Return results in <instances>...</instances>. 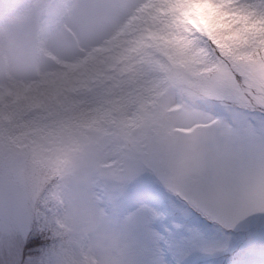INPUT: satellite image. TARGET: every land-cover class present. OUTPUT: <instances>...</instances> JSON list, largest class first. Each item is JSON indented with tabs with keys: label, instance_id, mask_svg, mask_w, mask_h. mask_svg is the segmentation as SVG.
Segmentation results:
<instances>
[{
	"label": "clouds",
	"instance_id": "9594fccd",
	"mask_svg": "<svg viewBox=\"0 0 264 264\" xmlns=\"http://www.w3.org/2000/svg\"><path fill=\"white\" fill-rule=\"evenodd\" d=\"M112 2L119 8L115 19L102 7L75 19L80 0H23L13 14L0 16V40H18L30 78L47 82L51 71L71 73L125 41L124 29L142 0ZM21 21L25 26L16 33L14 26ZM201 49L207 51L193 32L171 59L157 56L165 69L156 90L167 135L148 146L171 184L199 181L212 199L230 205L264 197V52L251 61L252 71L241 62L246 74L233 72V82L226 83L215 70L203 72L219 53L209 52L203 59ZM0 86H18L3 67ZM105 87L98 81L92 90ZM222 112L228 113L226 121L210 129L200 126ZM242 122L248 132L237 144L235 133ZM183 129L194 131L188 135ZM193 138L204 147L188 154ZM67 160L62 138L23 137L11 125L0 130V204H20L32 220L44 221L50 238L43 264H235L225 260L229 232L224 224L187 209L159 180L136 174L141 165L137 145L114 141L95 158L80 156L73 164ZM148 190L166 200L147 199ZM148 206L157 209L166 227L132 224L134 213ZM194 216L211 231L193 223ZM246 221L253 255L258 256L250 264H264V214ZM17 244L22 235L13 214H0V264H39L34 252L21 254L13 247Z\"/></svg>",
	"mask_w": 264,
	"mask_h": 264
},
{
	"label": "rangeland",
	"instance_id": "374dc122",
	"mask_svg": "<svg viewBox=\"0 0 264 264\" xmlns=\"http://www.w3.org/2000/svg\"><path fill=\"white\" fill-rule=\"evenodd\" d=\"M22 2L0 0V16L13 14ZM24 26L25 22H18L14 31L19 33ZM193 32L207 47V51L199 50L203 59L209 52L219 53L215 63L203 72L215 70L226 83L233 82V72L246 74L239 66L241 62L249 65L248 71L253 70L250 61H238L237 57L264 44V0H142L136 16L124 29V42L71 73L51 71L47 82L30 78L18 40H0V67L18 83L7 89L0 86V130L11 125L23 137L62 138L69 164L80 156L97 157L114 141L143 146L165 138L156 90L157 78L165 69L157 56L171 59L175 49L191 41ZM98 81L106 87L93 91L92 85ZM217 99L227 102L223 96ZM222 119H228L227 112L211 116L200 126L210 129ZM180 131L191 135L194 130ZM247 132V125L240 123L235 142L242 144ZM196 147L204 145L193 138L186 152L192 154ZM155 194L157 200H166L162 193ZM39 220H33L31 235ZM192 222L205 233L211 231L210 225L195 216ZM249 228L246 219L231 225L233 246L225 256L226 262L258 259L253 255Z\"/></svg>",
	"mask_w": 264,
	"mask_h": 264
},
{
	"label": "snow or ice",
	"instance_id": "6c2138e0",
	"mask_svg": "<svg viewBox=\"0 0 264 264\" xmlns=\"http://www.w3.org/2000/svg\"><path fill=\"white\" fill-rule=\"evenodd\" d=\"M101 7L109 18L115 19L118 16L119 8L112 0H103V2L101 0H80L78 10L74 13V18L80 19L82 13ZM138 156L141 165L137 170V175L159 180L187 209L199 214L213 224H224L228 232H230L231 225L239 220L247 219L252 215L264 214V197L242 200L230 205L221 198L212 199L209 195V190L202 187L199 181L193 180L171 184L164 175L163 163L148 145L138 146ZM144 195L149 200L156 199V194L150 190L145 191ZM5 213L13 214L16 227L22 235V244L13 245V247H18L21 254L25 251L33 252L36 238L31 235L33 220L27 209L20 204H0V214ZM131 222L137 227L144 224L166 227L160 213L151 206L138 209L134 213ZM232 240L231 235L226 237L224 245L226 253L233 246ZM36 246L38 248L41 247L40 245ZM42 254L36 255L39 264H43ZM247 255L251 256L252 253ZM227 262H232V260ZM234 262L235 264H250L247 259L234 260Z\"/></svg>",
	"mask_w": 264,
	"mask_h": 264
},
{
	"label": "trees",
	"instance_id": "16d2710c",
	"mask_svg": "<svg viewBox=\"0 0 264 264\" xmlns=\"http://www.w3.org/2000/svg\"><path fill=\"white\" fill-rule=\"evenodd\" d=\"M264 52V44L261 47H255L254 49H251L250 51H248L246 53V55H241L237 57L238 61H252L253 59H255V56L258 53H262ZM237 56V55H236ZM32 236H34L36 238V245H40L41 247H37L36 245H34V253L36 255H40L42 254L45 249L47 244L49 243V238H50V233L44 223V221L42 219H40L37 223H36V227L33 231Z\"/></svg>",
	"mask_w": 264,
	"mask_h": 264
}]
</instances>
